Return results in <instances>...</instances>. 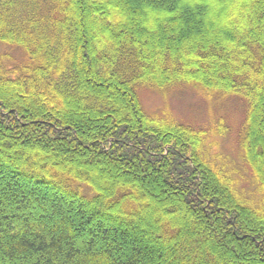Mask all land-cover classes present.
I'll list each match as a JSON object with an SVG mask.
<instances>
[{
    "label": "trees",
    "instance_id": "16d2710c",
    "mask_svg": "<svg viewBox=\"0 0 264 264\" xmlns=\"http://www.w3.org/2000/svg\"><path fill=\"white\" fill-rule=\"evenodd\" d=\"M0 45V264H264V0H0ZM181 86L240 163L145 108Z\"/></svg>",
    "mask_w": 264,
    "mask_h": 264
},
{
    "label": "rangeland",
    "instance_id": "374dc122",
    "mask_svg": "<svg viewBox=\"0 0 264 264\" xmlns=\"http://www.w3.org/2000/svg\"><path fill=\"white\" fill-rule=\"evenodd\" d=\"M10 52L17 60L24 59L19 49L0 45V54ZM145 108L150 113L169 112L177 119L190 122L210 132L211 153H220L227 161L240 163L237 151L240 132L246 118V104L235 96L208 95L192 86L174 88L167 94L157 90L141 92ZM221 120L227 128L223 136L214 133ZM246 174L244 170L241 172Z\"/></svg>",
    "mask_w": 264,
    "mask_h": 264
}]
</instances>
